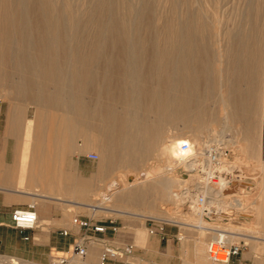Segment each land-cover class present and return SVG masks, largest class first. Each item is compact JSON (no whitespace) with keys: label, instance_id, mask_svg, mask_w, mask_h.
<instances>
[{"label":"rangeland","instance_id":"1","mask_svg":"<svg viewBox=\"0 0 264 264\" xmlns=\"http://www.w3.org/2000/svg\"><path fill=\"white\" fill-rule=\"evenodd\" d=\"M3 7L12 13L23 11L29 17L7 23L12 26V36H8L10 33L3 28L5 23H0V53L7 47L16 53L22 49L32 51V44L43 42L35 31L45 28L34 14L44 13V8L49 7L54 19L47 25L53 32L45 40L51 51L49 57L29 60L43 68L39 66L27 71L22 66L24 60L0 56V121H25L23 133L29 121H38L36 128L41 134L34 137L48 140L29 141L33 148L37 145L35 142L45 145L55 137L58 139L54 142L57 150L73 155L76 202L85 189L89 195L85 204L99 206L103 203L102 211L94 217L117 218L118 225H123L118 235L106 238L111 244L132 241L136 234L146 237L147 241L150 235L145 219L155 217L173 225L167 226L171 234L179 227L186 237L180 244L192 254L193 246L202 241L207 246L217 232L225 231L223 233L235 237L231 243H240L241 252L250 260L264 264V196L260 201L254 196L258 181L261 177L264 180V0H0V11ZM23 26L32 29V34L28 35L32 44L27 48L21 46L20 37L14 33ZM92 44H97L95 51ZM53 66L56 72L51 73ZM22 83L31 86L25 89ZM56 89L83 91L89 104L99 103L104 114L110 109L134 114L139 104L140 115L146 121L137 125L142 133L138 135L141 140L133 145L136 149H132L129 156L128 151L115 149V144L106 136L107 125L102 122V117L93 119L86 127L70 121V114L49 104L38 105L32 99L41 90L51 93ZM146 89L149 96L144 100L141 96ZM185 89L194 90L198 97L193 116L185 121L199 119L205 125L203 149L219 143L228 150L227 166H234L229 178L235 185L231 184L224 191L225 195L239 194L237 202L240 201L243 208L252 204L255 212L224 207L234 202L229 198L221 200V207L212 205V212L215 211L210 219L203 218L194 209L190 211L188 200L193 202L200 193L197 189L208 191L212 186L221 187V182L207 183L199 172H194L199 167L189 171L176 165L172 167L173 172H169L165 169L166 163L158 159L156 146L152 145L147 154H142L152 137H160L162 142L169 134L174 138L179 134L181 143L190 145L193 128L183 121L166 117L165 110L155 114L158 109L154 108L156 100L163 106L164 101ZM98 91L101 92L99 102ZM221 92L225 93L229 108L223 107ZM130 93L134 95L136 106L129 100L120 101L122 95ZM228 111L232 115L233 128L223 134L222 142H215L223 132ZM55 117L66 120L55 121ZM60 122L63 134L50 135ZM134 129L137 130L133 125L129 132ZM72 136L76 145L74 150L67 146L72 144ZM225 141L237 144L229 147ZM90 152L96 153L97 159H88L86 155ZM111 153L118 155L123 164L106 174L103 169ZM130 155L131 164H127ZM149 175L152 180L146 187H137L140 194L130 197L136 202L130 203L133 207L140 205L150 211L145 218L139 220L108 211L116 209L114 201L105 197L115 192L110 189L112 180L130 178L134 181ZM164 176L187 185L185 188L190 195L164 200L161 197ZM196 183H202V186L197 187ZM76 207L75 214L92 215L82 206ZM250 237L263 240L253 241ZM146 241H134L133 258L113 263L149 264V259L144 257ZM13 261L16 264L34 263ZM68 262H72L71 257Z\"/></svg>","mask_w":264,"mask_h":264},{"label":"bare ground","instance_id":"2","mask_svg":"<svg viewBox=\"0 0 264 264\" xmlns=\"http://www.w3.org/2000/svg\"><path fill=\"white\" fill-rule=\"evenodd\" d=\"M3 8L4 9L2 11H0V23H2V24L5 23L4 26L2 25L3 28H5L7 30V32L10 33L8 36H12L11 35L12 26H8L7 23H9L10 20H12V21L13 20H15V21L16 20H25V19L27 20L29 15L23 11H17V12L12 13V12H9L5 7H3ZM48 8L47 7L44 8V9H46V10H44V13H40L38 15L34 14V17L37 18V21L40 20L42 26L45 27V28H43V27L39 28L38 30L35 31V33L37 34V38L40 36L41 40L43 39V42L41 44L37 43L36 45H33L29 41L28 35L32 34L30 32L32 29H27V27L23 26V27L17 28V31L14 32L20 37L22 47L27 48V45L31 46V44H32V46L30 48L32 49L33 53H30L32 51L28 52L29 50L26 51L23 49L21 51H19L18 53H16L17 51L13 52V50L10 47H7L6 49L1 51L0 56L2 55L3 57H6L7 59H13V58L18 59L19 58L20 60H24L23 61L24 64L22 66L27 71L41 66L40 64H36V63L33 65L32 62L30 63V61H31V59L36 61L37 58H42V56L48 58L49 54L51 52L48 50L45 40H46V38L50 37L52 32H53L52 29H50V28L47 29V25L49 23L51 24V19H54V17L50 14V9H48ZM96 49H97V44H92V50L95 51ZM43 67L41 66L40 68H43ZM50 69H51V71H50L51 73L56 72L55 71L56 69L54 68V66ZM21 85H23L25 87V89H28L27 86H31V85H28L25 83H22ZM145 92L146 93L142 94L141 97H143L144 100H147L148 96H149V90L146 89ZM96 95H97V100L99 102V97L101 95V92L98 91V93ZM32 99L38 105L49 104L51 107H54V108L59 109L61 111H64L66 114H70V119H69L70 121H74V123L80 122L83 125H85L86 127L89 126L93 122L92 121L93 119L96 120V119L102 117V122L107 125L106 130H105L106 136L108 137V139L111 142H113L115 144V146H114L115 149H118V150L123 149L125 151H128V156H129V152L132 151V149H136V147H134L133 145H135L137 142H139L141 140V138L138 135L142 132H140V129H139L140 127L138 128L137 125L139 126L140 121H146V120H144V116L142 117L140 115L141 106L139 104H137V106H138L137 112L134 114H131V112L127 111V110H125L123 112H116L115 110H112V109H110L109 111L106 112V114H104V112H102L103 110L101 111V106L99 103L92 106L85 99V93L81 90H78V89H71L68 92L63 90V89H56V90L52 91L51 93L50 92L47 93L46 91L41 90L39 93H36L35 95H33ZM128 100L132 101V103H134L133 105L136 106L133 94H131V93L125 94L124 96L122 95L120 97L121 102H126ZM221 100L223 101V105H224L223 107H228V102L226 100V95L224 92H221ZM197 102H198V97L195 94L194 90H192V89H187V90L185 89V90H183V92H181L180 90L177 91L175 96L168 98L166 101L163 102L164 103L163 106L159 105V101L156 100V102L154 103L155 104L154 108H156L158 110H157V113L155 112V114L158 115V114H160V111L162 112L165 110V112H166L165 116L166 117H168L170 119H174L176 121H183L185 123V125L187 124L189 126V128H193V132H192L193 138L190 140V145L188 144L189 147L186 150H182L181 146L183 145V143H181V137H179V134H177L176 138L171 137V135L169 134L166 138L162 139L163 140L162 142H160V140H161L160 137H152V138L148 139V142H150L149 147H146V150H144V153H142V154H144V155L147 154L148 150L152 149V145L156 146V150L159 153L158 159H161L166 163L167 166L165 167V169L171 173L173 172L172 167L178 165V166H184L186 169H189V171L194 170V169L202 166L206 170L214 169L216 171H221V172L224 171L230 175V173H231L230 171L233 172L234 169L232 167H234V166H232V165L227 166V157L226 156L220 155L218 158V163L216 165H213L206 156H203L200 154L202 152L203 146L205 144V143H202V141H204V138H205V136H204L205 125L199 119L197 121H192V122L185 121L186 119H190L193 116L194 109L197 107ZM225 112H226V110H225ZM62 116H64V115H62ZM59 118H60V116H59ZM54 120L55 121H65L66 119L62 120V119H58V117H55ZM37 122L38 121H29L27 123L28 125H27V127H25V130H24V134L27 136L26 137L27 139H31V135H33V134H37V133L41 134V130L38 131V129L36 128ZM111 124L113 125V127H110ZM233 124H234V121H233ZM97 125L100 126V120L97 121ZM133 125L135 126V128H137V130L134 129L135 130L134 132H131V131L129 132L131 126H133ZM57 126L58 127H55V130H53L54 132H50V134H52L53 136H55L53 133H55L57 136H61L63 134L61 122L58 123ZM232 128H233L232 115L228 111L226 113V116H225V125H224L223 132H221V135L219 136V138L217 137L218 139L215 137L216 138L215 140H217L215 142H219V140H221L223 138L222 137L223 134H225V132H227V130H229V131L232 130ZM72 138H73V141L71 139L72 144L67 145V146H68V149L70 148V149L74 150L76 145L74 143L75 139L73 136H72ZM220 142H222V140ZM225 142L226 143H224V144L228 145L229 147L230 146L232 147L233 145L237 144L236 142H232V141H225ZM177 143H178V145H176ZM146 144H148V143L146 142ZM215 144H217V143H215ZM37 145L33 148V150L38 149ZM56 145L57 144L52 143L49 146V149L50 150H57ZM239 145H237V146H239ZM25 146L27 149H30V147H31L29 142L25 143ZM216 146H219V143ZM200 148H202V149H201V151L198 152V149H200ZM192 153L196 154L194 157L195 159H188L189 155ZM131 160H132V156L130 155V157H129V159H127L126 163L131 164ZM122 161H123L122 159L120 160L118 158V155L111 153L109 155L108 160L106 161V165H105V168L103 169V172L106 174L109 173L110 171L113 170V168H115L119 164H123ZM178 161L181 163L178 164ZM260 169H262V171H263L262 166ZM196 171L199 172V168L197 170H195L194 172H196ZM150 175L147 177L145 176L143 179H140L141 177L140 178L138 177L139 179H136L134 181L129 180L130 178L128 180L125 179L128 177H125L124 178L125 180H121V179L118 181L112 180V183L110 184V189H115L114 190L115 192L112 194V196L110 195V196H105V197L109 201L110 200L114 201V205H115L116 209L115 210L108 209V211L114 212L115 214H118V215L127 216V217L145 218L147 212H150V211L145 207L144 208L140 207V209L137 207H133L130 203L136 204V202L131 201V199H132V197L138 196L140 194V192H141L140 189H137V187H140L139 185H141V186L143 185L144 187H146V184L152 180ZM141 176H144V175H141ZM164 177L165 178L161 182L162 189H163V194L161 197L164 200H168L169 198H172V197L176 198V199L184 198V195L186 196V194L189 193L188 189L185 188L187 185L181 183L180 181L174 179L171 176H164ZM231 179L232 178L226 179L222 176H219L213 182L216 184L221 182L220 183L222 185V186L220 185L221 187H218V185H217V187H214L211 185L212 187H210L209 188L210 190H208V191H206V188L205 189L202 188L204 191H201L200 188L197 189L200 193H197L193 202L190 201V203H192V206H190V208H189L190 211H192V209H194V211L198 215L202 216V214L198 212V208L195 205V201H196L197 197L199 195H202V196H205V198H206L207 206L211 207L212 209H213L212 205H217L218 207H221L220 206L222 203L221 200L230 198L229 201L233 200L234 202L235 201L236 202L235 203L233 202L232 204H229L230 203L229 202L224 207H227L228 209H230V207L233 206L237 210H244V211L248 212L249 209H251V210H253V212H255L256 210L252 209L251 203H250L251 204L250 207L243 208L240 201L237 202L239 194L236 196H230V197H227L225 195L224 191L231 184L233 186L235 185L233 179L232 180ZM159 186H161V185L159 184ZM196 186L201 187L202 185H201V183H199V185H197V183H196ZM218 188H219V190H218ZM111 191H113V190H111ZM209 191H210V194H209ZM254 193H255L254 196H255L256 200L260 201V199L263 198V196H264V180L262 177L258 181L256 191ZM189 195H190V193H189ZM118 197H119V200H118ZM130 197H131V199H130ZM243 199H244V197H243ZM122 202H123V204H122ZM255 202H254V204H255ZM118 203H121L123 206H117ZM257 204H258V202H257ZM102 205H103V203H100L99 206L85 204V202L84 203H76V206H82L86 210L92 212V214H94V215H96L97 213H100L102 211V208H101ZM236 209H234V210H236ZM250 213H252V212H250ZM253 216L255 217V215H253ZM256 216L258 217L259 215L256 214ZM175 223H177V222H175ZM181 226H183V225H181ZM195 228L197 229V227H195ZM179 230H180V228H179ZM206 230H208V229H206ZM219 234H222L224 236L225 244H227V245H229L233 241V239L235 238L233 235L225 234L223 232H217V234L213 237L212 240L215 241V239L218 238ZM250 238L253 241L263 240L262 238H258V237H250ZM197 252H198V260L200 263H203V264H210L211 263V258L209 257V255L207 253L206 243L199 245ZM220 256H222L224 258L223 253L220 254ZM74 257L75 256L71 257L72 262L74 261V263H78L79 260L81 259L79 257H75V258ZM133 257H134V255L124 256V257H122L121 261H126L127 258H133ZM54 264H58V263L54 262ZM215 264H227V263H215Z\"/></svg>","mask_w":264,"mask_h":264},{"label":"crops","instance_id":"3","mask_svg":"<svg viewBox=\"0 0 264 264\" xmlns=\"http://www.w3.org/2000/svg\"><path fill=\"white\" fill-rule=\"evenodd\" d=\"M24 122L0 121V264H16L13 260L54 264V257L70 255L73 242L85 231L74 226L72 218L78 208L76 203L85 202L89 195L83 188L82 195L77 199L79 202H76L73 155L64 150L49 149L51 143L58 139L54 137L51 143L45 145L35 142L38 144L37 150H33L31 145L32 148H26V142L48 139H36L34 136H40L39 134H33L31 139H27L23 133ZM30 203L34 204L37 212V225L24 230L15 228L11 219L12 211ZM136 207L140 209V205ZM113 219L119 226L118 232L113 233L109 229L104 237L111 238L109 235L116 236L120 233L123 225H118L117 218ZM62 229H68V235H62ZM166 232L165 240L158 235L149 234L146 241V237L136 234L129 243L146 241L144 257L149 259V264H203L198 260L197 249L199 245L205 244L204 241L193 246L192 254V251L180 244L181 241L174 238V234L168 232L167 227ZM134 249L136 252L135 244ZM87 252L80 262L73 261L69 264H98L101 252L99 244H90ZM228 264L261 263L250 260L240 251L231 257Z\"/></svg>","mask_w":264,"mask_h":264},{"label":"built area","instance_id":"4","mask_svg":"<svg viewBox=\"0 0 264 264\" xmlns=\"http://www.w3.org/2000/svg\"><path fill=\"white\" fill-rule=\"evenodd\" d=\"M188 147V143H183L181 149L186 150ZM195 155L196 154L194 153L190 154L188 159H195ZM201 155L206 156L213 165H216L220 155L228 157V150H225L222 146L209 145L202 150ZM86 157L90 160H95L98 156L96 153L90 152L86 155ZM199 173L202 175V178L206 179L207 183H212L219 176L229 179V174L224 171L221 172L214 169L206 170L202 166L199 167ZM188 203L190 208L192 203H190V200H188ZM195 205L198 208V212L202 214L203 218L210 219L212 215H214L215 210L212 212L214 208L212 209L207 206L205 196L199 195L195 201ZM11 219L13 226L17 229L24 230L34 228L38 221L34 204L30 203L26 207L15 208L11 213ZM145 221L147 224V231L150 235H158L163 240L167 239L166 227L172 224L155 217H147ZM72 224L79 228H83L85 231L81 233L73 242L69 256L54 257L53 260L51 259L55 263L66 264L68 262V258L72 256L83 259L87 254V247L93 243L101 245L98 264H114L113 262L115 261H121L122 257L134 254V244L126 242L124 244L114 245L106 239L107 237L103 236L109 229L113 233L118 232L119 226L115 224L114 219L111 217L107 216L105 218H98L94 217V214L82 215L81 213H78L73 216ZM60 233L62 235H68L69 231L68 229H62ZM98 234L100 236H97ZM174 238L177 241H182L185 238V234L182 231L180 232L177 227V231L174 233ZM240 251V243H230L227 245L225 244V239L222 234H219L215 241L207 245V253L211 260L215 263L228 264L231 257L239 254ZM222 253L224 254V258L220 256Z\"/></svg>","mask_w":264,"mask_h":264}]
</instances>
